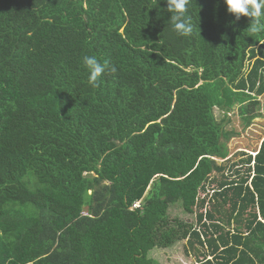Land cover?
Wrapping results in <instances>:
<instances>
[{
  "label": "trees",
  "instance_id": "trees-1",
  "mask_svg": "<svg viewBox=\"0 0 264 264\" xmlns=\"http://www.w3.org/2000/svg\"><path fill=\"white\" fill-rule=\"evenodd\" d=\"M187 14L179 37L166 0H0V264H155L180 238L264 264V137L231 154L225 128L260 116L264 33L224 0ZM85 56L116 72L92 88ZM173 205L195 223L166 232Z\"/></svg>",
  "mask_w": 264,
  "mask_h": 264
},
{
  "label": "rangeland",
  "instance_id": "rangeland-1",
  "mask_svg": "<svg viewBox=\"0 0 264 264\" xmlns=\"http://www.w3.org/2000/svg\"><path fill=\"white\" fill-rule=\"evenodd\" d=\"M258 99L260 101L258 110L260 116L254 119L248 127L242 128L241 119L237 115V112L228 114L230 121L225 124V128L228 130L234 129L237 133L227 143L231 154L238 150L254 152L258 148L260 140L264 137V94L259 96ZM214 113L218 119L221 118L222 113L218 109H215ZM167 218L169 221L165 228L166 232L174 226L181 230L183 224L180 221L182 220L187 223H195L194 215L183 213L177 205L171 206ZM175 219H179L180 221ZM184 243L185 238H180L175 240L172 245L155 246L148 251L147 259L149 257L155 264H196L195 256L188 255L184 251Z\"/></svg>",
  "mask_w": 264,
  "mask_h": 264
},
{
  "label": "clouds",
  "instance_id": "clouds-1",
  "mask_svg": "<svg viewBox=\"0 0 264 264\" xmlns=\"http://www.w3.org/2000/svg\"><path fill=\"white\" fill-rule=\"evenodd\" d=\"M190 2L191 0H166L173 31L179 37H188L193 32L191 17L187 14ZM224 3L227 12L232 14L235 20L238 21L242 16L250 18L247 28L250 36L264 33V0H224ZM83 64L88 72L87 83L92 88L99 87L102 75L116 72L115 67L110 66L107 61L101 62L95 56H85ZM134 204L132 207H139V202Z\"/></svg>",
  "mask_w": 264,
  "mask_h": 264
},
{
  "label": "crops",
  "instance_id": "crops-1",
  "mask_svg": "<svg viewBox=\"0 0 264 264\" xmlns=\"http://www.w3.org/2000/svg\"><path fill=\"white\" fill-rule=\"evenodd\" d=\"M262 140V139H261ZM261 140H260V142H261ZM260 142H259V144H260ZM259 146V145H258ZM252 154H254L253 152H252Z\"/></svg>",
  "mask_w": 264,
  "mask_h": 264
},
{
  "label": "built area",
  "instance_id": "built-area-1",
  "mask_svg": "<svg viewBox=\"0 0 264 264\" xmlns=\"http://www.w3.org/2000/svg\"><path fill=\"white\" fill-rule=\"evenodd\" d=\"M134 206H137V204H134Z\"/></svg>",
  "mask_w": 264,
  "mask_h": 264
}]
</instances>
